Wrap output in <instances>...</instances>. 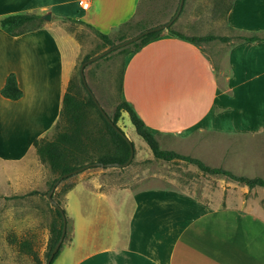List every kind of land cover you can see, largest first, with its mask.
I'll return each mask as SVG.
<instances>
[{
	"label": "crops",
	"instance_id": "1",
	"mask_svg": "<svg viewBox=\"0 0 264 264\" xmlns=\"http://www.w3.org/2000/svg\"><path fill=\"white\" fill-rule=\"evenodd\" d=\"M79 1L0 0V20L18 13L48 14L51 22L47 27L76 21L110 35L136 14L142 0H90L87 8ZM225 25L238 36L258 39L221 35L229 40L209 41L210 57L200 45L167 35L164 30L160 37L124 57L120 98L130 103L154 132L159 146L169 145V150L212 168L254 174L264 170V156L262 162L259 160L264 155V142L261 147L244 148L240 141L231 145L223 139L264 137V0H233ZM61 49L46 29L17 36L0 29V89L6 76L14 73L22 91L16 101L0 95L1 160L19 162L30 153L35 155L33 141L44 137L58 121L72 74V60H67ZM11 133L16 138L13 144L8 141ZM17 148L18 156L7 157ZM142 151H147L148 162L154 159L149 148ZM176 161L181 170L184 164L189 170L196 167ZM196 169L202 184L177 170L169 187L155 172L138 187H131L128 180V186L118 194L119 201L106 211L109 218L103 225L89 215L91 205L78 196L71 238L65 244L68 256L57 261L264 264V222L252 211L240 209L233 194L221 205L223 197L210 190L206 178L210 175ZM145 170L151 171V167L145 165ZM167 233L173 236L169 243ZM3 250L4 243H0V264H18L11 256L4 259Z\"/></svg>",
	"mask_w": 264,
	"mask_h": 264
},
{
	"label": "rangeland",
	"instance_id": "2",
	"mask_svg": "<svg viewBox=\"0 0 264 264\" xmlns=\"http://www.w3.org/2000/svg\"><path fill=\"white\" fill-rule=\"evenodd\" d=\"M231 1L184 0L180 15L172 24V28L188 36L230 35L236 38L237 33L229 30L225 25V13ZM178 3L179 0H142L128 27H124L121 31H113L110 35L111 37L120 34L127 37L134 36L139 33L142 27L164 24L174 15ZM50 22L51 20L45 21L41 18V20L29 24L24 29V33L46 29L54 35L56 43L59 41L62 46L61 51L64 57L67 60H72L69 91L77 100L85 102L88 94L83 83H80V65L86 57L91 58L109 47L84 24L66 21L47 27ZM199 45L204 53L212 57L208 42H202ZM124 57L123 53L115 50L91 62L83 70L88 88L110 119L114 115L117 104L121 101L120 81ZM67 68L69 67L67 66ZM84 116L85 120L80 135V140L84 145H81L82 149L76 151V158L82 156L78 157L80 158L78 162L96 160L113 149L112 138L96 108L86 107ZM116 125L133 144L134 153L130 164L126 167H89L63 178L52 193V199L64 210L67 219L66 233L60 253L53 264H60L57 260H63L68 256L69 251L65 244L71 238L78 196L89 206L91 205V208L88 209L89 215L93 214L95 219L99 220L97 222L103 225L104 220L109 218V215L107 217L105 215L106 211L110 212L113 209L114 201H119L118 194L122 191V187L128 186V180L132 184L131 187H138V184L148 182L155 172L163 176L164 184L169 187L171 175L174 170H177L191 177L194 183L202 184L201 179L198 178L200 172L196 167L189 170L186 169L187 164L182 163L185 169L181 170L177 161L166 162L155 158L148 162L147 151H142L148 149V146L136 134L127 114L122 112ZM67 126L65 119L61 117L56 125L41 138L51 141L59 133L67 131ZM223 140L229 141L231 145L234 143L236 145L240 141L245 145L244 148H249L251 145L257 146V144L261 147L260 144L264 142V137L253 140H236V138ZM8 141L12 144L16 141L12 133ZM160 148L169 150V145L162 144ZM19 150L17 148L14 153L6 155H11L7 157L18 156ZM137 152H139L138 155ZM263 156V154L259 156L261 162ZM150 158L153 157L150 156ZM145 165L151 167V171H146ZM19 168H22L21 171ZM230 172L247 177L259 175L264 179V170L256 171L254 173L256 176L251 172ZM17 175L20 178L16 180ZM58 178L59 175L50 169L47 162L40 160L36 153L35 155L30 153L19 162L13 158L0 159V243H4V259L11 256L18 260V264H46L50 253L51 230H60L62 223L56 209L47 199L48 191ZM206 178L210 180V190L223 197L221 205H225V202L230 200L228 196L233 194L237 199H241L240 202L237 199V201L232 200L238 207L240 206V209L252 211L264 222V187L247 188L244 185H237L235 181L223 176L210 175ZM77 183L80 185L75 190ZM158 185L167 187L163 184ZM111 213L110 216L113 217ZM165 238L169 243L173 236L167 233Z\"/></svg>",
	"mask_w": 264,
	"mask_h": 264
},
{
	"label": "trees",
	"instance_id": "3",
	"mask_svg": "<svg viewBox=\"0 0 264 264\" xmlns=\"http://www.w3.org/2000/svg\"><path fill=\"white\" fill-rule=\"evenodd\" d=\"M232 2L233 0L231 1L229 7L227 8L226 13L230 9ZM134 16L128 22L122 24L121 26L116 28L114 31H121V29H123L124 27H128L129 23L133 20ZM41 18L42 16L38 14L18 13V14L8 15V16L3 17L0 20V29L4 33L10 36H17V35L24 33V29H26L29 24H32L38 20H41ZM148 28L150 27H142V29H140L139 32L145 29H148ZM162 32L163 31L151 32L147 35H144L137 42L132 43L127 47L121 48L118 51L120 53H123L125 56L135 53L139 51L148 42L160 37L162 35ZM95 34L108 47H111L115 45L116 43H119L129 37H132V36L127 37L124 34H120L116 37H111V35L102 34L97 31H95ZM166 34L171 35V36H176L194 45H199L202 42H209L213 40H219L222 42H226L229 40V37H226V36H216V35L188 36V35H184L174 30L172 28V25L166 29ZM238 38L242 40H246V41H255L258 39L256 36H238ZM87 59H89V57H86L84 61ZM121 74H122V70H121ZM80 83L82 84L81 78H80ZM69 88H71L70 82L63 96L62 108H61L60 117H59V119L61 117L64 118L66 123L68 124L67 131L59 133L58 136L51 141L44 140V138L35 139L33 141V146L40 160L47 162L50 169L54 173H57L59 177L64 174H68L78 168L84 167L86 165H92L95 163L107 164V163L125 162L128 159V156L130 153L129 143L126 142L119 134H117L115 130L105 121L103 116L98 111L96 105L92 101L88 92H87L88 94L87 100L85 102H81L77 100L73 94L70 93ZM0 95L3 98L9 99L11 101L19 100L22 97V91L18 87L16 76L14 73H9L6 76L5 82L0 89ZM90 106L93 108H96L97 112L99 113V116L104 122L107 128V131L109 132L112 138L113 149L110 153L108 152L104 153L102 156H100L96 160H91L87 162H78L82 156H78L80 158L78 157L76 158V151L82 149L81 145H84L82 143V140H80V135L82 134V126L85 120L84 111H86V107H90ZM122 112L127 113L129 121L131 125L133 126L136 134L146 143V145L150 149L155 159L163 160L166 162L176 161V160L184 161L185 163L195 165L202 173L209 174V175H215V176H223L232 181L237 182L240 185H245L248 188H253L256 186L264 187L263 178L236 175L228 170L209 167L196 158L182 155L172 150L161 149L155 137L154 132L145 125V123L139 117V115L134 110L132 105L128 103L127 101L121 100L117 104L114 115L113 117H111V120L114 124H116ZM56 213L61 218L57 210H56ZM61 226H62V223H61ZM51 232H52V237H51V244L49 247L50 252L60 236L61 228L60 230L52 229ZM59 253H60V249L55 254L51 264L56 259V257L59 255Z\"/></svg>",
	"mask_w": 264,
	"mask_h": 264
},
{
	"label": "water",
	"instance_id": "4",
	"mask_svg": "<svg viewBox=\"0 0 264 264\" xmlns=\"http://www.w3.org/2000/svg\"><path fill=\"white\" fill-rule=\"evenodd\" d=\"M183 2L184 0H179V3H178V7H177V10L176 12L174 13V15L172 16V18L170 20H168L166 23L164 24H160V25H157V26H153V27H150L148 29H145L139 33H137L136 35L130 37V38H127L119 43H116L115 45L105 49L103 52L83 61L80 65V69H79V74H80V77H81V81L83 83V86L85 87L86 91L88 92V94L90 95L92 101L94 102V104L96 105L98 111L100 112V114L103 116V118L105 119V121L115 130V132L117 134H119L126 142L129 143V147H130V153H129V156H128V159L123 162V163H107V164H103V163H95V164H92V165H86L84 167H81V168H78L68 174H64L62 176H60L52 185V187L50 188V190L48 191L47 193V199L49 201V203L59 212L60 216H61V221H62V226H61V233H60V236L57 240V242L55 243V245L53 246L47 260H46V264H51L55 254L58 252V250L60 249L61 247V244L63 242V239H64V236H65V233H66V225H67V219H66V216H65V213L63 212V209L52 199V193L55 189V187L57 186V184L63 179V178H66L67 176H70L72 174H75V173H79L81 171H83L84 169H88L89 167H93V166H102V167H126L130 164L132 158H133V153H134V150H133V145L131 143V141L125 136V134L120 130V128H118V126L116 124H114L112 122V120L107 116V114L104 112V110L101 108V106L99 105V103L97 102L95 96L93 95V93L91 92V90L88 88L87 84H86V81H85V78H84V74H83V70L85 68V66H87L88 64H90L91 62L109 54L110 52L112 51H115V50H119L121 48H124V47H127L129 46L130 44L132 43H135L137 42L141 37H143L144 35H147L151 32H159V31H164L166 30L169 26H171L173 24V22L178 18V16L180 15V12L182 10V7H183ZM42 18L44 20H50V15H43Z\"/></svg>",
	"mask_w": 264,
	"mask_h": 264
},
{
	"label": "built area",
	"instance_id": "5",
	"mask_svg": "<svg viewBox=\"0 0 264 264\" xmlns=\"http://www.w3.org/2000/svg\"><path fill=\"white\" fill-rule=\"evenodd\" d=\"M89 1L90 0H80L79 4L83 7V8H87L89 5Z\"/></svg>",
	"mask_w": 264,
	"mask_h": 264
}]
</instances>
